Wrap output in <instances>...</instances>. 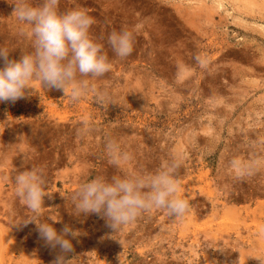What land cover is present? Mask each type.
<instances>
[{
	"label": "rangeland",
	"instance_id": "1",
	"mask_svg": "<svg viewBox=\"0 0 264 264\" xmlns=\"http://www.w3.org/2000/svg\"><path fill=\"white\" fill-rule=\"evenodd\" d=\"M16 2L0 0L11 60L33 52ZM73 9L91 17L110 68L77 74L87 93L76 101L32 80L0 102V264L60 254L34 223L18 224L31 218L77 232L67 264H264V0H57L58 14ZM121 30L132 37L123 58L107 42ZM109 141L128 159L112 163ZM172 164L189 203L182 218L153 208L113 231L100 214L75 213L84 182ZM29 169L44 179L38 213L15 193L14 176Z\"/></svg>",
	"mask_w": 264,
	"mask_h": 264
},
{
	"label": "clouds",
	"instance_id": "2",
	"mask_svg": "<svg viewBox=\"0 0 264 264\" xmlns=\"http://www.w3.org/2000/svg\"><path fill=\"white\" fill-rule=\"evenodd\" d=\"M56 4L57 0H41L37 7L25 0H17L14 4L12 13L16 19L30 26L28 35L33 52L11 60L0 49V102L23 97L32 80L63 93L67 91L69 98L76 101L87 93V82L78 81L77 74L99 77L109 71L110 64L101 52V45L89 37L91 17L78 9L58 14ZM107 42L117 57H127L132 52V37L128 31L109 33ZM105 147L112 163L128 159L113 142L109 141ZM174 172L172 164L152 174L88 180L73 195L75 213L100 214L113 231L132 221L141 211L153 208L165 209L170 216L182 218L189 211V203L176 195L178 184ZM14 184L21 203L38 213L46 195L42 173L38 169L21 171L14 176ZM29 222L36 225L39 237L46 244L59 247L60 254L51 264H67L65 256L72 252L67 237L75 238L77 232L65 225L57 233L49 223L35 218L18 224Z\"/></svg>",
	"mask_w": 264,
	"mask_h": 264
}]
</instances>
